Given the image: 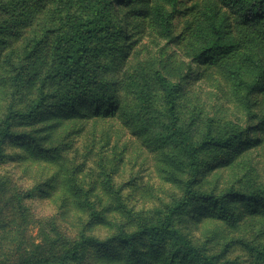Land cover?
Here are the masks:
<instances>
[{
	"label": "rangeland",
	"instance_id": "obj_1",
	"mask_svg": "<svg viewBox=\"0 0 264 264\" xmlns=\"http://www.w3.org/2000/svg\"><path fill=\"white\" fill-rule=\"evenodd\" d=\"M200 1L180 0L176 31ZM93 5L0 0V121L25 109L40 88L46 94L36 115L12 121L0 156V264H264V202L238 196L264 192V138L255 130L262 129L264 94L256 95L251 121L243 87L211 77L188 82V51L131 28L124 36L105 31L97 42L104 50L89 53L73 79H50L57 41ZM122 45H130L124 57ZM157 69L181 84L175 126ZM100 103L124 112L129 123L92 115ZM208 129L213 141L205 143ZM183 134L197 147L195 175ZM244 137L260 141L238 149ZM188 180L217 199H192L168 230L76 249L82 236L105 240L160 223Z\"/></svg>",
	"mask_w": 264,
	"mask_h": 264
},
{
	"label": "trees",
	"instance_id": "obj_2",
	"mask_svg": "<svg viewBox=\"0 0 264 264\" xmlns=\"http://www.w3.org/2000/svg\"><path fill=\"white\" fill-rule=\"evenodd\" d=\"M111 1L116 5L115 19L112 16ZM180 0H93L92 13L84 20L76 21L69 35L61 37L55 47L56 62L49 78L54 81L73 79L86 57L91 52L100 53L104 50L103 43L97 42L105 31L126 35L125 29L131 28L133 33L143 37L146 31L156 32L164 36L171 45L190 53L189 71L185 75L188 82L206 77L215 78L219 83L228 79L237 87L245 89L244 112L254 119L253 108L257 105L256 95L264 94V0H201L191 6L190 14L181 21L180 30H175L174 18L179 12ZM134 35V34H133ZM132 35V36H133ZM130 46V45H129ZM129 46H121V56L124 57ZM194 69V70H193ZM252 75L248 81L246 76ZM155 79L163 91L166 109L172 125L177 123L176 94L181 89L180 82H173L162 70H155ZM81 78V77H80ZM46 100L42 88L37 96L25 109H15L0 121V156L3 154L4 143L11 137V125L14 119H27L37 114ZM84 114H82L83 116ZM92 115L95 117L116 118L129 123L124 112H118L113 105L94 104ZM259 121L264 138V116ZM131 126V124H128ZM133 127V126H132ZM139 132V131H138ZM234 133L230 138L235 137ZM256 138V137H255ZM248 142L244 137L237 141L238 149L243 144V150L250 147L256 139ZM183 141L188 155L190 172L198 171L196 160L197 147L190 138L183 134ZM212 142L209 129L204 142ZM239 197L246 200L263 201L264 192L240 193ZM234 194L233 197H238ZM215 201L217 196L211 192L194 189L192 181L185 182L184 193L166 212L163 220L156 224L146 225L129 234H121L100 240L93 236H82L75 244L108 245L114 240L125 241L139 238L143 234L168 230L173 216L181 212L192 199ZM18 264H60L49 258L25 259Z\"/></svg>",
	"mask_w": 264,
	"mask_h": 264
}]
</instances>
